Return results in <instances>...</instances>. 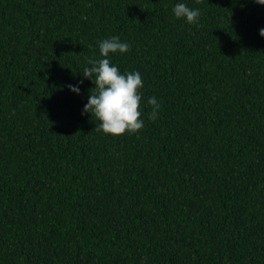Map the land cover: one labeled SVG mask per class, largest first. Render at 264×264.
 <instances>
[{
  "label": "trees",
  "instance_id": "1",
  "mask_svg": "<svg viewBox=\"0 0 264 264\" xmlns=\"http://www.w3.org/2000/svg\"><path fill=\"white\" fill-rule=\"evenodd\" d=\"M261 28L255 0H0V264H264ZM112 36L144 81L119 136L81 114Z\"/></svg>",
  "mask_w": 264,
  "mask_h": 264
},
{
  "label": "clouds",
  "instance_id": "2",
  "mask_svg": "<svg viewBox=\"0 0 264 264\" xmlns=\"http://www.w3.org/2000/svg\"><path fill=\"white\" fill-rule=\"evenodd\" d=\"M257 4L264 5V0H255ZM173 14L186 23L197 25L200 18V10L190 8L184 2H177L173 6ZM259 35L264 37V28L259 30ZM99 54L101 59H88V66L83 68L82 75L90 79L95 87L90 92L87 103L83 106L81 114H91L100 121L96 126L97 131L105 134L119 136L127 133H137L145 126L142 118V89L143 77L138 71L121 72L118 66L110 59V54H124L130 50V44L122 41L119 36L99 41ZM69 84V91L79 95L80 85ZM147 104L151 106L148 119L155 121L162 108V104L155 96L147 98Z\"/></svg>",
  "mask_w": 264,
  "mask_h": 264
}]
</instances>
